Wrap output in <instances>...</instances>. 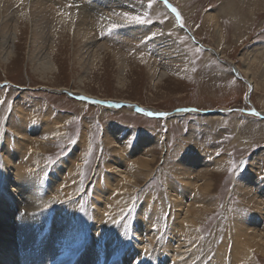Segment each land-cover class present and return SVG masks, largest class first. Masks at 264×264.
Returning <instances> with one entry per match:
<instances>
[{
  "label": "rangeland",
  "instance_id": "rangeland-1",
  "mask_svg": "<svg viewBox=\"0 0 264 264\" xmlns=\"http://www.w3.org/2000/svg\"><path fill=\"white\" fill-rule=\"evenodd\" d=\"M167 1L175 9L179 20L158 0H139L136 11L124 12L141 16L147 23L131 24L143 30L149 29V32L137 47L122 48L120 66L123 74H119V63L113 59L111 52L103 49H97L101 55L94 59L92 65L80 64L74 57V51L83 43L77 45L66 24L59 21L55 25L52 23V33L56 38L52 40L51 58L57 71L47 79L39 78L31 71L27 56L30 28L25 21L22 22L19 25L20 36L13 41L16 45L14 60L6 66L0 64V139L4 128L7 127L6 132H10L5 124L16 113L17 105L27 112L28 119L33 122L47 116L51 136L45 138L46 145L41 150L34 145L38 151L34 161L41 171L40 180L56 178L54 189H59L63 194L68 189L66 196L70 201H80V217L84 218L89 232H92L90 225L95 187L104 185L105 175L109 171L113 173V167L128 172L133 167V161L124 163L122 156L136 155L134 150L137 145L142 144V140H149L152 146H147L136 157L142 154L153 156L150 176L144 178L133 173L129 179H123V190L117 183V187L113 186L106 197L108 203L104 205L107 209L102 210L104 220L117 226L104 235L102 250L107 253L106 242L111 246L116 243L120 245L117 247L120 254L116 249L120 259L124 256V259L133 262L135 255H141V262L158 264L160 253H164L167 262L179 264L178 261L191 247L193 255L187 264H209L214 261L218 247H224L227 231L233 233L240 215L247 216L248 211L254 208L252 203H248L254 188L250 191L244 184L248 177L255 174L258 179L256 191L264 189V119L258 117V114L264 116V85L258 77L262 68L253 63L250 69V77L257 85L253 91L243 81L246 76L239 67L252 50L255 57L260 59L259 64L264 66V1L261 0V6L254 11L251 9L249 12L244 8L238 16L226 13L224 16L222 12H215L218 17L216 26L205 16L218 10L225 0ZM244 3L247 4V1ZM110 13L113 20L123 17V13H115L114 8ZM98 19L92 31L97 45L105 43L112 52L117 51L119 46H116L114 38L121 26L115 21L100 22ZM123 22L130 24L125 19ZM114 24L117 26L111 27ZM187 31L192 33L191 36ZM155 41L170 44L177 51L175 55L180 56L178 63L182 69L178 73L166 74V78L157 84L156 81L152 82L149 69L150 62L155 60L152 49ZM41 48L35 53L38 63L42 60L39 57V51L43 53ZM233 67L239 74L234 73ZM235 75L240 76L237 78ZM78 80L82 81L80 86ZM63 88L66 90L58 93ZM77 89L89 95H81ZM78 96L107 103L127 101L155 112L189 109L195 112L167 119L148 118L125 107L100 106L79 100ZM82 135L83 150L75 160L70 161L68 170L62 171L61 163L73 152ZM37 141L42 143L39 137ZM3 148H0V184L5 182L6 176L2 167ZM187 156H195L201 164L199 169L194 168L189 178L185 175L182 177L181 173V163ZM22 160H25V156ZM114 160L116 165L112 164ZM213 161H218V165L204 167ZM198 175L206 179V192L199 194V187L195 185L183 198L182 187H185L186 180L191 181ZM8 176L13 177L12 174ZM43 183L50 188L47 181ZM170 186L179 195L177 199L186 200L185 207L193 205L196 212H182L177 223L179 230L184 232L179 236L169 233L176 222ZM239 188H244V192ZM203 202L214 205L201 213ZM139 211L143 214H138ZM149 214L153 217L147 222L145 216ZM111 216H114V221L109 220ZM137 219L141 220L140 227L136 225ZM103 227L99 225L98 231ZM146 228L147 232H144ZM135 230H141L145 240L139 246L138 243L133 244ZM148 234H155L159 238L155 252H152L154 249L150 253L147 250ZM136 240L139 242L138 238ZM167 240L172 247L171 254L160 249ZM228 244L224 264L230 261L232 244ZM248 251L245 260L238 264H264L263 252L256 251L252 246L248 247ZM130 252L132 255H129ZM117 260L114 259V262Z\"/></svg>",
  "mask_w": 264,
  "mask_h": 264
},
{
  "label": "bare ground",
  "instance_id": "bare-ground-1",
  "mask_svg": "<svg viewBox=\"0 0 264 264\" xmlns=\"http://www.w3.org/2000/svg\"><path fill=\"white\" fill-rule=\"evenodd\" d=\"M244 1H247V4H245ZM260 1L261 0H225L218 10L207 14L205 18L213 21L216 26L218 17L215 15V12H222L223 15L226 13L230 16L231 14L238 16L239 11H242L244 8L251 12V9L254 11V9L260 7ZM138 2L139 0H0V64L6 66L14 60L16 45L13 44V41L20 36L19 25L25 21L24 23H27L30 28V31H28L29 48L27 56L31 71L37 74L39 78L47 79L49 75L57 71V66L51 58L53 57L51 53L53 49L52 40L56 38L52 33V23L54 22L55 25L57 22L63 21L68 27L74 42H76L77 45L79 43L84 44L80 45L82 47L79 48L74 47L76 49L74 51V57L80 64L92 65L94 59L101 55L100 52H97V49H103L107 53L111 52L110 54L113 59L119 63V74H121L123 72L120 66L122 62V48L137 47L141 39L148 34L149 29L143 30L140 26L136 27L134 24H127L123 22L124 18L122 16L115 17L113 20L110 12L113 8L115 13H124L129 10L136 11ZM163 3L171 10L170 12L176 15L177 20H179L176 12L173 11L174 8L171 7L169 2L167 1L166 5L165 0H163ZM97 18H100L98 19L100 22L106 20L110 22L115 21L118 26H121L115 33L116 38H114V40L117 41L116 46H119L117 51L112 52L105 43L101 46L97 45L95 36L92 33L94 22ZM187 32L188 35L191 36L192 33L190 34L189 31ZM40 46L42 47L43 53L39 51V57H42V60L38 63L35 53ZM152 49L155 60L150 62L149 69L152 74L153 79L151 80L153 83L155 81L156 84L159 83L162 78H166V74L168 73H178L182 70L178 63L180 56L175 55L177 51H175L170 44L164 45L155 41L152 43ZM211 51L216 54L215 50L211 49ZM250 54L245 56L239 67L242 69V74L246 76V79H243V81L247 83L251 90L255 91L257 85L256 82L253 81V78L250 77V69L253 63L262 68L258 77L264 85V66L262 67L259 64L260 59L255 57L253 50L250 51ZM256 55L259 54L257 53ZM233 70L234 73L239 74L236 68L233 67ZM79 84H82L81 80H78V85ZM64 90L66 89H60L58 93ZM52 91H54V93L56 92L55 90ZM77 92H80L81 95H89L81 89H77ZM77 98L83 101L94 102L100 106L104 105L109 108L125 107L142 116L156 119L160 117H162L160 119H167L192 111L195 112V110L192 109L182 110V112L178 110L180 112L175 111L170 113L155 112V110L146 109L127 101L107 103L82 96H78ZM21 102H17V104ZM122 104L125 105L123 106ZM15 109L16 113H12V117H9L10 119L8 122L6 121L7 123L5 124V126H8L10 132H6L7 127L6 129L4 128L2 140L0 139V148L4 146V148L1 149V152L4 154L2 167L6 173L5 182L0 184V264L109 263L111 258L117 253V246H111L109 242H106L105 246L108 248V251L107 253L103 252V237L112 228L117 226V224L105 222L104 220L102 210L107 209V206L104 205L108 203L106 197L111 193L113 186L117 187V183H119L120 187L122 186L121 190H123L125 185L123 179H129L133 173L144 178L150 176V165L153 162V156L151 154L147 156L142 154L141 157L136 156H138V154L140 155L147 146H152V143L149 142V140H142L144 142L138 144L134 150V152H136V155L133 154L135 157L132 154H128L125 158L122 156L123 159L121 160L124 163L132 160L133 167L125 173L121 168L113 167V173L109 171L110 173L105 175L104 185H97L95 187L92 199V223L90 225L92 232H89L85 226L84 218L80 217L81 210L78 205L80 201L77 203L70 201L66 196L69 193L68 189L65 190V194L59 189H54L56 187V178L53 180H51V178L40 180L41 171L35 166L36 162L34 161L35 153L38 151L35 149L34 145H37V148L41 150L46 145L45 138L51 136L48 132L50 124L48 123L47 116L38 122H33L32 119H28L29 115H27L24 109L18 107V105ZM198 113L207 114V112ZM261 115H259L260 118L263 116ZM16 116L17 119H15ZM12 132L13 135H11ZM9 137L13 142L12 145L9 141ZM38 137L42 143L37 141ZM106 140L105 142H107ZM147 141L149 143H147ZM83 148L84 138L82 135L73 152L61 163L62 171L68 170L70 161L75 160V157L80 155ZM197 154L201 155L200 153ZM24 156L25 160L20 161ZM116 156L118 155L116 154ZM203 159H200V162L201 160L203 162ZM116 163V160H114L112 164L116 165ZM212 164L213 166L218 165V161L205 164L204 167H210ZM181 166L183 167L181 171L182 177L185 175L189 178L190 174L194 173V168L199 169L201 164H199V159L195 156H187L183 163H181ZM8 174H12L13 179L9 177ZM248 178L247 184L244 183L245 181L242 183H244L250 191L252 187L254 188V193L251 194L249 192L251 194L249 195L250 197L248 196L249 193H247L249 198L246 196L248 198V203H252L254 208L248 211L249 213L247 216L240 215L241 218L235 222L236 229L233 233L227 231L224 247H218L219 250L218 252L216 251L217 255L214 261L212 260L209 264H224L225 252L230 242L232 247L230 248V261L227 264H238V262L244 261L249 253L248 247L250 246L254 247L256 251L264 253V189H260L258 194L256 191L258 179L255 174ZM46 181L50 188H47V184L45 185L43 183ZM198 182H201V184H198ZM195 185L201 189V191L198 189L199 194L201 192H206V179H202L201 176L198 175L197 177H193L191 181L190 179L186 180L185 187H182L183 194H181V196L186 198L187 194L191 192L192 186ZM169 188L172 189L171 192L173 193L172 197H174L176 209V222L172 225V231H169V233L172 236H179L184 232L179 230L177 223V220L180 219L183 214L182 212L188 214H196V212L194 211L195 209H193V205L185 207L186 200L177 199L179 195L175 193V188L173 189V186ZM244 188L239 189L243 190ZM252 195L254 197H252ZM213 205L214 204L209 202H203L201 213L204 210H209ZM52 210L53 212H51ZM138 214H143V212L139 211ZM152 217L153 215L151 214L146 215L145 220L150 222ZM109 220L114 221V216H111ZM99 225L104 226L101 231L97 229ZM136 225L139 227L141 226L140 219H137ZM121 226L122 224L117 227V230ZM144 232H147V228ZM133 235L135 236L133 240L134 245L138 243L139 246V244L145 242L141 230H135ZM147 236V250L150 253L151 249H154L152 252H155V245L159 238L155 234H148ZM137 238L139 242L136 240ZM160 249L171 254L172 247L169 244V240H167ZM189 249L186 255L178 261L179 264L188 263L193 255V249L191 247ZM140 250L142 251V248H140ZM129 255L132 254L129 253ZM163 255L164 253H160L158 264H170ZM105 257L106 259L104 262ZM124 258V256L122 259L118 258L117 262L114 264H147L145 261L141 262V255H135L133 257L135 259L133 262ZM174 264L177 263L174 262Z\"/></svg>",
  "mask_w": 264,
  "mask_h": 264
},
{
  "label": "snow or ice",
  "instance_id": "snow-or-ice-1",
  "mask_svg": "<svg viewBox=\"0 0 264 264\" xmlns=\"http://www.w3.org/2000/svg\"><path fill=\"white\" fill-rule=\"evenodd\" d=\"M165 3H167V0H165ZM173 11H175V9H173ZM122 15H123V18L129 23H137V24L147 23L146 20H144L141 16H138V15H130L128 13H123ZM116 26L117 25L115 24L111 25V27H116Z\"/></svg>",
  "mask_w": 264,
  "mask_h": 264
},
{
  "label": "water",
  "instance_id": "water-1",
  "mask_svg": "<svg viewBox=\"0 0 264 264\" xmlns=\"http://www.w3.org/2000/svg\"><path fill=\"white\" fill-rule=\"evenodd\" d=\"M162 1H163V0H162ZM166 5H167V3H166ZM237 78H239V77H237ZM122 105H123V104H122ZM124 105H125V104H124ZM124 105H123V106H124ZM262 117H263V116H262Z\"/></svg>",
  "mask_w": 264,
  "mask_h": 264
}]
</instances>
